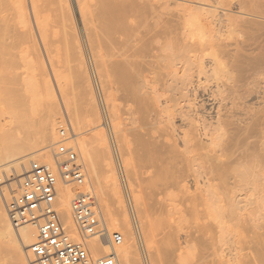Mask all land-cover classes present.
Instances as JSON below:
<instances>
[{
    "label": "bare ground",
    "instance_id": "6f19581e",
    "mask_svg": "<svg viewBox=\"0 0 264 264\" xmlns=\"http://www.w3.org/2000/svg\"><path fill=\"white\" fill-rule=\"evenodd\" d=\"M50 1L51 0H0V62L5 61L4 63H6L8 61L17 62L23 59L27 60V58H24L26 57V53L31 56L28 59L30 64L29 69L23 61L22 64L21 62L19 64L16 63L17 66L14 70L12 69L14 72L10 81L12 80L14 85L24 86L25 83L30 84V88L26 91L25 96L24 91L23 93H18V91H22V89L16 90V95L19 97L20 101V107L34 105L38 96L37 94L39 91L41 92L40 87L42 84H44L43 90L46 86L50 85L48 82L49 79H47V81L45 80L48 78L46 77L48 76V72H45L46 68H43L44 63L41 61L42 56L38 54V51H40L38 48V46H40L38 45V37L42 39L40 40L43 41L45 45H48L46 50H48L49 45H51V48L52 44L64 42L67 48L68 46L69 48L71 46L73 47L75 42V47L70 49L72 53L74 48H78V45L76 46V44H78V38H76L73 33V31H75L73 30L74 24H72L73 17L71 18L70 16L72 15H69L71 13H69L70 8L68 7V1L62 0L61 3H65V6H62V8L69 14L65 16L66 18L64 17L65 19H62L66 13L62 12L61 14V11L64 10H60L61 5H59L60 8L58 10L60 11L58 13L61 14V17L58 14L59 20H57V14L54 15L55 11H53V15L54 18H56H52V14L50 16V10L48 9ZM54 1L55 0H53V2L51 1L53 5ZM98 1V6H96V8H94L95 6L91 7L92 9L88 10L86 13L88 20L94 24L92 26L90 25L89 30L93 35L96 34L95 40L99 42L101 46L107 48V52H109L108 57L111 58L110 69L112 68L111 71L113 70V74L115 73L118 76V79H116L120 80L118 83L122 89V96L127 100H133L139 107L137 113L141 114H139L140 118L138 117V119H141L142 125L144 123L147 127L144 128L143 125V128L146 130L142 132L144 134L138 135V140L141 144H139L137 138L136 141L149 154L148 159L150 157V164L152 168L155 169L154 178L152 179L156 178L155 174L157 178L164 176L166 179L167 177L171 179L173 176L169 177L168 174L174 170L172 171V174L174 173V180L172 179L170 182V179H167L166 185L168 184L167 182L172 184V181L174 182L173 184H177L178 181L175 179V177H178L177 173H179L178 179L180 180L181 177L183 180L187 173H190V176L195 175L194 182L197 186L201 185V187L204 186V188H213V185L215 187L218 186V184L220 187L223 185L227 187L228 185H236L237 187L238 183L245 182L246 185L249 180L256 183L260 189V194L258 195L260 198V215L263 225H261L263 231L261 230L262 238L260 237V243L262 241V249L264 250V77L262 78L263 75L261 76V73H258L259 70L257 67H255L257 65L255 62L257 61L252 57L255 54L252 55V50H250L251 53L249 49L246 50V48L230 49L227 46L217 45L219 41L217 38L220 35L218 37H215L216 34L212 35L214 34V29L212 30V28L210 29L213 32L211 30L207 32L206 29L200 28V23L197 22L199 19L202 21L203 18L201 16H199L200 18L195 16L196 14L194 17L192 11L190 15L194 18L191 16V18L187 17L188 13L186 14V12H183L182 14L179 13L174 16L169 15V17L165 19H163L164 17L161 19V16H159L161 21L154 20V22H149V17H145L147 13L144 16L142 13V15H137V17L133 15L140 10L138 8H141V6L137 7V5H134L135 3L133 0ZM98 1H96V3ZM55 7L56 6H54V8ZM136 8L137 11L133 12V9L135 10ZM55 10H57V7ZM208 13L211 12L209 11ZM154 16H156V14ZM159 17L157 16L158 19ZM186 17L190 22L198 17L197 22L194 20L197 23L196 25H198L197 29L193 26L195 22L188 23L187 20V22L184 23ZM152 18L154 19L155 17L151 16V19ZM60 19L64 21L67 20L66 23H69L67 25L65 24L67 28V31L65 29L63 30L65 33L63 31L61 33V28H63L62 26L64 24L62 26L59 24H62V22L64 23V21L60 22ZM58 25L59 27L61 26L60 32L57 27ZM190 25L192 27H190ZM192 28L194 29L192 30ZM55 29H57V32L54 31ZM215 42L216 44H214ZM78 51L80 50L76 49L74 52L75 56L81 54L78 53ZM39 56L41 58H39ZM71 56L73 57L74 55ZM38 58L41 59L40 62H42L43 67H41L40 63H38L40 64L38 66ZM79 58L78 61L83 59L81 57ZM2 62L1 65L4 64ZM79 62L82 63L84 60ZM251 64L255 65V71H253L255 72V77L253 81L250 83L248 82L249 84H245L247 82L239 80L241 77L237 79L236 75H241V73L245 71L246 65ZM81 65V71H79L80 68L78 70L80 72L78 78H83V80H80L82 84L86 83L84 84L86 90V86L88 87L90 83H88L86 70L82 68L83 63ZM78 66H80V64H78ZM38 67L41 72L42 69H44L43 72L46 74L44 80L42 76V84L40 83L41 78H39L41 74L39 76L37 73ZM30 69H33V71L30 72ZM234 72L240 73L235 74ZM44 73L42 75H44ZM252 76L253 75H251V78ZM11 84L13 85V83ZM212 85L214 90H212ZM246 85L248 87L252 85L254 90L252 88L249 89ZM244 87L253 92L252 95L254 97H251L253 100L251 99L252 103L250 102V104L248 102L249 105H246L244 97H240L239 95V93H243L242 90ZM88 88H90L87 89L88 94L90 93L89 102L92 106L95 104L96 99L94 97V92H92L93 89H91L90 86ZM50 89L51 88L46 87V90ZM46 90H44V92L42 91L44 94L42 92L39 94L42 96V100L46 107L42 122V133L44 132L43 140L44 138L45 140L47 139L49 142L48 146H52L50 140H53L52 142H55L56 145L54 139L57 123L56 125L54 124L56 122V120L54 122V117L59 113L58 101L55 92H53L54 90L52 92ZM87 92L85 91V93ZM248 94V97H250L251 93ZM67 95L64 93L62 97H64L63 100L69 109L73 104L71 103L70 105L69 100L71 97L68 100ZM96 106L98 107L97 104L94 105V107ZM90 110V114H92V109L90 108ZM95 112H98L97 109ZM80 115L78 116L79 118ZM98 116L97 114L96 118ZM90 118L92 120V115ZM86 125L88 127V124ZM178 128L181 129V131H179ZM175 131L176 133L179 132L177 133L178 135H175ZM64 134L65 131H63V135ZM97 138L99 137H96V139ZM93 139L95 141L94 144H96V139ZM102 139L104 141V137ZM32 141L34 142V140ZM32 141L30 140L29 142ZM100 141L101 139L99 138L98 142ZM24 142L22 141V144L17 143V146L14 145V147L12 146L6 151L0 152V164L2 163V166H4L3 170L6 178L13 176V179H16V181L11 182L9 187L15 186L16 183L22 181V173L24 171L27 172L28 162L37 156V151L25 154L30 146L26 148L27 143L25 144ZM40 142L41 141H39V143ZM44 145L46 146V144ZM89 146L90 142L89 144L85 142L84 145L82 143V146L78 147L81 153H83V150L84 153L86 152V156L88 157L85 158L88 159V162L89 160L90 162L96 160V163H98V167H96L102 169L101 175L103 179L101 175H98V177L97 174L93 175L97 177L96 180H99V178L102 179L101 186L100 183L98 184L99 181L97 180L100 192L99 195L105 202H108L109 211L107 214L109 216L108 218H110L112 227L115 226V230L117 228H120L122 231L125 230L123 233L126 235V239L123 244L117 248V255L121 261L120 263L141 264V261H139L140 257L138 258L139 254L137 253L138 249H136V243H134L133 236L130 234L131 229L126 207L119 188L120 186L111 164L106 162L108 158L104 150L107 148L98 147L99 145L96 148L95 146L94 150L96 151L94 154ZM92 164H90V167H92ZM2 173L0 171V174ZM230 175L233 176L230 177ZM200 176L203 177V179L201 177L202 180L199 179ZM186 178H188V176ZM186 182L187 181H185V184ZM252 182L247 183V185ZM165 184L163 185L165 186ZM186 185H188V183ZM73 186L82 191L76 194L73 187L71 188L69 184H59L57 205L64 224L69 227L71 232L75 233L76 231L71 217V201L77 195L82 194L84 190L76 185ZM201 189H203V187ZM229 189L231 188L229 187ZM224 197L226 196L224 195ZM116 219L118 220L117 222L113 221ZM107 229L109 228L107 227ZM110 234H113L112 231ZM0 236L3 241H9L7 242L8 245L9 243L11 244L10 249L11 247L14 248V254L18 261L16 264H28L29 261H26V255H29V247L36 240V232L30 225L24 226L19 230L14 229L7 218L1 201ZM0 242L2 245L1 240ZM88 244L90 252L95 258L107 256L109 254L107 238L100 240L98 237H94L89 240ZM2 247L5 249L7 248L5 246V241ZM149 248L152 249L151 246ZM0 250H2V248H0ZM11 251L13 253V249H11ZM2 252L4 255V251ZM11 254L10 259L14 256V254L13 256H11ZM15 256L12 260H15ZM181 258H184L183 255ZM1 263L2 261H0V264ZM4 263H7L6 258H4Z\"/></svg>",
    "mask_w": 264,
    "mask_h": 264
},
{
    "label": "rangeland",
    "instance_id": "374dc122",
    "mask_svg": "<svg viewBox=\"0 0 264 264\" xmlns=\"http://www.w3.org/2000/svg\"><path fill=\"white\" fill-rule=\"evenodd\" d=\"M51 1L53 2V0ZM51 1L49 3L50 5L48 4L50 16L52 14V18H54V15L57 14V20H59L58 14L60 16L62 12L66 13V10L62 8V6H65V3H61L62 0H57L59 2L55 0L58 4L54 1L53 5ZM66 1H68V7L70 8L69 13H71L68 14L72 15L70 16L71 18L73 17L72 24H74L73 30H75L73 33L76 38H78V44H76L78 48L76 49L80 50L78 53L82 55L76 54L78 57L75 56V48L73 49V53L72 51L70 52V49L75 47V42L73 47L70 45V48L69 46L67 48L64 42L52 44L51 48V45H49L48 50H46L48 45H45L43 41H41L42 39L38 37V45H40L38 46L40 50L38 54L42 56V60L39 59L41 58L39 56L37 64L40 63L41 67H43L40 60L43 61V68H46L45 72H48V76H46L43 72L44 69L40 67L44 73V75H42L43 73L38 67L37 73L39 76L41 74L39 77L41 78L40 83H43L42 76L43 80L45 76L48 77H45V80L47 81V79H49L48 82L50 85L48 82L47 84L51 87H46L51 89L46 90L44 86V90L51 92L54 90L53 92H55L58 101L59 113L54 117V122L56 120L54 124L56 125L57 123L54 139L56 145L55 142H52L53 140H50L52 146H48L49 142L47 139L45 140L44 138L43 140L44 132L42 133V122L46 107L42 100V96L39 94H41L42 91L44 92V84L41 83L42 86L40 84L41 92L39 91L37 94L38 96L34 105L20 107V101L19 97L16 95V90L22 89V91L19 90L18 93H23L24 91L25 96L26 91L30 88V84L25 83L24 86H16L12 80L10 81L14 72L12 69L14 70L20 62L22 64L23 61L27 68H30L28 59L31 56L26 53V57L24 58H27V60L14 61L15 63L13 61H8L6 62L7 64L4 63L5 61H1L5 65H1L0 62V150H3L0 152H4L12 146L14 147V145L17 146V143L22 144V141L24 142L25 140L24 143H27L26 148L30 146L25 154L37 151V156L32 158L33 160L31 161L53 164L52 154L53 151L57 149L59 143H63L69 148L75 147L87 170L91 185L98 198L104 220H106L105 223L108 225V230L110 233L111 231L112 233H121L125 241L126 235L123 233L125 230L122 231L120 228L115 230L116 227H112L110 218H108L109 216L107 214L109 211L108 202H105L99 195V185H97L98 179L96 180V178L98 175L100 176L102 174V169L97 168L98 163H96V160H94L95 162H90L89 160L90 164L93 163L92 167H90L88 159L85 158L88 157L86 156V152L84 153L83 150V157V153L79 150V147L82 146V143L84 145L85 142L86 144L90 142L89 147L92 153L96 151L94 150L95 146L96 148L98 145V147H106L107 149L104 150L108 158L106 162L111 164L120 186L119 188L126 207L131 229L130 234L133 236L134 243H136V249H138L137 253L139 254L138 258L140 257L139 261H141V264H264L262 241L260 243L262 238L261 228L263 225L260 215V198L258 195L260 194V189L258 185L249 180L247 183L252 182L249 184L250 186L242 182L240 184L238 183L237 187L236 185H228V187L223 185L220 187L218 184V186L215 187L213 185V188H204V186H202L203 189H201V185H198V187L194 182L195 175L190 176V173H187V175L185 174L183 180L182 177L181 180L178 179L179 173H177L178 177H175L178 181L177 184H173V181L171 184V180H174V173L172 174L174 170L168 174L169 177L173 176L171 179L167 177V179H170V182H167L169 185L165 184L167 179L164 176L157 178L155 174L157 179H152L154 178L155 169L152 168L150 164L148 152L139 145L141 143L138 140V135L144 134L142 132H145L146 129L144 128L147 127L143 123V128L141 119H138V117L140 118L139 114H141L137 113L139 107L133 100H127L122 96V89L118 83L120 80H117L118 76L115 73L116 76L113 74V70L111 71L112 68L110 69L111 58L108 57L109 52H107L106 47L101 46V44L95 40L96 34L93 35L89 30L90 25L92 26L94 24L88 20L86 13L88 10L92 9L91 7L95 6L94 8H96L99 1ZM96 1L98 2L96 3ZM133 2L135 3L134 5H137V7L141 6L142 8H138L140 9L138 11L137 8L135 10L133 9V12L137 11L133 15L137 17V15L143 14L144 16L147 13L148 15L146 14L147 16L145 15V17H149V20L147 19L149 22H154V20L161 21L163 17V19H165L169 17V15L174 16L175 14H182L183 12H186V14L188 13L187 17L189 18L201 16L203 18L202 21L199 19L197 22L198 17L194 20L200 23V28L206 29L207 32L211 30L210 28H212V30L214 29V32L211 31L214 33L212 35L216 34L215 37L220 35V38H217L219 41H216L217 45L227 46L230 49L246 48V50H252L253 53L250 51L252 55L255 54L254 56L257 55L256 57L259 55L258 58L252 56L253 59L257 61L254 62L258 66L255 63L256 66L254 64L246 65L247 67H245V71H243L241 75L239 74L240 72H236L239 74L236 75L237 79L241 77L239 80L247 82L245 84H249L255 77V72H253L255 71V67L259 70L258 73H261V76L263 75L262 78L264 77V74H262L264 73V0H133ZM59 5H61V8ZM54 6L57 7V10H55L56 7L54 8ZM59 8L60 10H64L61 11V14L58 13L60 11L58 10ZM53 11H55V14ZM191 11L193 12V16L196 14L194 17L190 15ZM68 14H64L62 19H65V16ZM155 14L156 16H154ZM151 16L155 18H152V20ZM157 16H161V19L160 17L158 19ZM187 17L184 23L187 22ZM62 19H60V22L64 21ZM194 20L192 21L191 19L192 22H195ZM66 22L67 20L59 24L61 26L64 24L62 26L63 28H61V26L59 27V25L57 26L59 32L60 28L61 33L64 29L67 31L65 24L67 25L69 23ZM189 22L190 20H188V23ZM196 22L195 25L197 24ZM191 25L190 27H192ZM195 25L193 26L197 29L198 25ZM194 28H192V30ZM57 29L54 31L57 32ZM63 32L65 33V31ZM216 42L214 44H216ZM79 57L83 58L81 59L82 61L84 60V62H82V68L86 70L88 83H90L89 86L93 89L92 92H94V97L96 99L95 104H97L98 107H94L95 104L92 106L90 105V93L88 94L87 92V89L90 88L86 86L85 90L84 84L86 83L82 84L81 80H83V78H80L81 80L78 78L82 66V63L79 62L81 60L78 61V59H80ZM13 64L16 65L14 66ZM40 64H38V66ZM78 64H80V66H78ZM31 71H33V69H30V72ZM251 75H253L252 78ZM11 83H13V85ZM245 87L243 90L241 89L243 93L241 92L242 94L239 93V95L240 97H244V102L247 105L248 102L249 104L250 102L252 103L253 98L251 97L254 96L252 95L253 92L249 90L252 88V85L250 87L247 86L249 89ZM212 90H214L213 85ZM85 91L87 93H85ZM64 93H66V95L69 94L67 95L68 100L71 97L69 102L70 105L71 103L73 105L69 109L63 100L64 97H62ZM248 93H251L250 97H248ZM90 108L92 109V114H90ZM96 109L98 112H95ZM78 113L79 115L82 113L80 115L81 119L78 117ZM97 114L99 116L96 118ZM91 115L92 120L90 118ZM82 116L83 123L85 124L82 123ZM86 124H88V127ZM63 131L66 133L64 137H62ZM179 131H181V129H179ZM174 133L178 135L177 133L179 132L176 133L175 131ZM96 137H99L101 141L98 142L99 138L96 139ZM103 137L104 141L102 139ZM93 138L96 139L97 145L94 144L95 141ZM30 140H34V142H29ZM38 140L41 142L39 143ZM44 144H46V146ZM31 161L28 162L27 171L30 168ZM3 169L4 166H2L1 163V173ZM25 172L26 171L22 173V178ZM94 174H97V177L93 176ZM187 176L189 180L186 178ZM232 176L230 175V177ZM201 177L202 176H200L199 179H201ZM13 178V176L6 178L4 170L3 173L0 174V201L2 202L5 213L4 196L8 197L9 193L18 190L19 183L9 187L11 182L16 181V179ZM101 178L103 179L102 175ZM101 178L98 180L100 186L102 184ZM185 181H187L186 184L188 183V185L185 184ZM163 184H165V186ZM70 187H73L76 194L82 191L73 185H70ZM229 187L231 189H229ZM224 195L226 197H224ZM113 221L117 222L118 220L116 219ZM0 240L2 241V245L5 241V246L8 248H3L0 242V248H2V250H0L1 264H5L4 258H6V264L18 263L14 254V248L11 247V249H13L12 253L10 249L11 244L9 243L8 245L9 241H3L1 236ZM150 246L152 249L149 248ZM2 251H4L6 257L3 255ZM10 254L11 256L14 254L16 261L12 260L14 256L10 259ZM182 255L184 258H181ZM26 259V261H29L27 255ZM28 264H30V261Z\"/></svg>",
    "mask_w": 264,
    "mask_h": 264
},
{
    "label": "built area",
    "instance_id": "2783aa9c",
    "mask_svg": "<svg viewBox=\"0 0 264 264\" xmlns=\"http://www.w3.org/2000/svg\"><path fill=\"white\" fill-rule=\"evenodd\" d=\"M52 157L53 164L31 161L18 190L4 196L11 226L19 230L30 225L36 232V240L29 247L30 264H121L117 248L123 244L124 237L108 231L77 149L59 143ZM60 183L84 190L71 201L75 233L64 224L58 211ZM94 237L107 238V256L95 258L91 254L88 243Z\"/></svg>",
    "mask_w": 264,
    "mask_h": 264
}]
</instances>
